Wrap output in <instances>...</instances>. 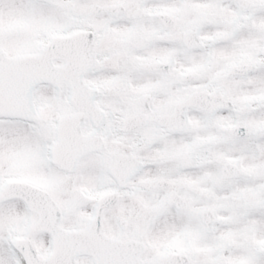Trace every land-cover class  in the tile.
I'll return each instance as SVG.
<instances>
[{
  "label": "snow or ice",
  "instance_id": "snow-or-ice-1",
  "mask_svg": "<svg viewBox=\"0 0 264 264\" xmlns=\"http://www.w3.org/2000/svg\"><path fill=\"white\" fill-rule=\"evenodd\" d=\"M0 264H264V0H0Z\"/></svg>",
  "mask_w": 264,
  "mask_h": 264
}]
</instances>
